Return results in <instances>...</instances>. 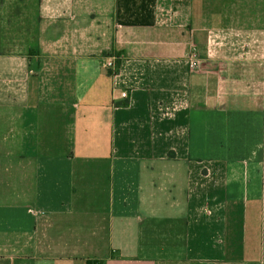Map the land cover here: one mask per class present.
<instances>
[{"label": "crops", "instance_id": "crops-1", "mask_svg": "<svg viewBox=\"0 0 264 264\" xmlns=\"http://www.w3.org/2000/svg\"><path fill=\"white\" fill-rule=\"evenodd\" d=\"M14 3L0 264H264V0Z\"/></svg>", "mask_w": 264, "mask_h": 264}, {"label": "rangeland", "instance_id": "rangeland-1", "mask_svg": "<svg viewBox=\"0 0 264 264\" xmlns=\"http://www.w3.org/2000/svg\"><path fill=\"white\" fill-rule=\"evenodd\" d=\"M15 1L0 0V27H2L0 43L2 44V52H17L23 50L31 43L32 22L29 15L30 12L23 11L22 21H19L18 18L16 19Z\"/></svg>", "mask_w": 264, "mask_h": 264}, {"label": "built area", "instance_id": "built-area-1", "mask_svg": "<svg viewBox=\"0 0 264 264\" xmlns=\"http://www.w3.org/2000/svg\"><path fill=\"white\" fill-rule=\"evenodd\" d=\"M118 59L119 58L115 55L109 56L104 61L103 66L108 70L114 72L115 70H117ZM186 61L188 62V65L191 69H198L200 67L201 59L195 48H191L186 56ZM121 95L122 97L127 98V100H130L129 95L126 92H122Z\"/></svg>", "mask_w": 264, "mask_h": 264}, {"label": "trees", "instance_id": "trees-1", "mask_svg": "<svg viewBox=\"0 0 264 264\" xmlns=\"http://www.w3.org/2000/svg\"><path fill=\"white\" fill-rule=\"evenodd\" d=\"M106 55V54H105ZM118 66H119V62L117 61V69H118ZM110 71V70H109ZM110 72H112V71H110ZM117 72V70H115L114 72H112V73H116ZM123 105H127L126 103H124Z\"/></svg>", "mask_w": 264, "mask_h": 264}]
</instances>
